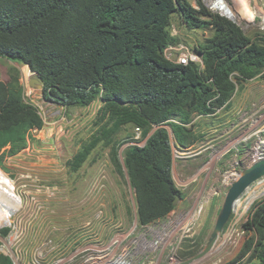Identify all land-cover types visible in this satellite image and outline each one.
Returning <instances> with one entry per match:
<instances>
[{"label":"rangeland","instance_id":"1","mask_svg":"<svg viewBox=\"0 0 264 264\" xmlns=\"http://www.w3.org/2000/svg\"><path fill=\"white\" fill-rule=\"evenodd\" d=\"M188 1L198 7V0ZM224 2L234 18L220 12L223 3L213 9V0H202L264 45V0ZM169 31L176 45L191 51L212 34L188 28L178 12ZM13 69L25 103L44 119L42 129L28 132L25 148L0 166V187L7 191L0 193V252L14 264H262L258 256L251 259L253 249L240 253L250 240L253 247L260 241L245 224L264 200L263 177L238 199L220 231L218 222L230 187L252 167L264 142V78L237 83L234 76L236 89L224 106L192 117L187 148L176 143L170 125H161L172 138L173 177L183 196L165 218L141 225L124 156L160 126L145 135L144 128L113 113L101 118L100 99L87 107L57 106L31 87L28 66L0 57V81L9 82ZM114 148L121 173L111 160ZM85 149L77 166L75 156Z\"/></svg>","mask_w":264,"mask_h":264},{"label":"trees","instance_id":"2","mask_svg":"<svg viewBox=\"0 0 264 264\" xmlns=\"http://www.w3.org/2000/svg\"><path fill=\"white\" fill-rule=\"evenodd\" d=\"M197 6L188 0H0V57L38 74L46 101L69 109L100 99L101 118L113 113L120 122L144 128L145 135L160 126L145 145L130 146L124 156L141 225L165 218L183 196L173 177L169 131L161 125H170L176 143L187 148L194 115L224 106L237 83L264 78V45L202 0ZM175 12L188 28L212 31L195 48L202 70L164 56L166 47L176 45L169 31ZM43 126L37 109L25 103L13 69L9 82L0 81V166L4 157L25 148L30 130ZM86 154V149L76 154L77 166ZM111 160L121 173L115 148ZM245 226L260 241L254 247L247 242L240 256L253 249L251 259L258 256L264 264V200ZM0 264L14 262L0 252Z\"/></svg>","mask_w":264,"mask_h":264},{"label":"water","instance_id":"3","mask_svg":"<svg viewBox=\"0 0 264 264\" xmlns=\"http://www.w3.org/2000/svg\"><path fill=\"white\" fill-rule=\"evenodd\" d=\"M31 87L43 89V82L38 74L32 72V76L30 78ZM172 141V138H171ZM264 176V160L258 161L252 165L250 169L245 171L243 175L235 180L232 186L229 189L227 194L224 208L222 210L219 222H218V230H222L227 221L229 220L233 210L235 202L240 198V196L259 178ZM180 197V196H177ZM176 197V198H177ZM175 198V200H176ZM174 200V201H175Z\"/></svg>","mask_w":264,"mask_h":264},{"label":"built area","instance_id":"4","mask_svg":"<svg viewBox=\"0 0 264 264\" xmlns=\"http://www.w3.org/2000/svg\"><path fill=\"white\" fill-rule=\"evenodd\" d=\"M210 6H211V8H213V6H215V5L210 4ZM219 11H220V9H219ZM164 56L173 62L183 64V65H188L191 62H193V63L197 64L201 70L204 69V62H203L201 55L198 54L195 51V49L193 51H191L190 49H188L184 45H180V44L179 45H169L164 50ZM260 144H261L260 147L257 149L255 155L253 156V162L254 163L261 161V160H264V142H261ZM263 178H264V176H263ZM4 180H5V182H9L8 181L9 178L4 177ZM248 189H250V187ZM242 195L240 196V198L242 197Z\"/></svg>","mask_w":264,"mask_h":264},{"label":"bare ground","instance_id":"5","mask_svg":"<svg viewBox=\"0 0 264 264\" xmlns=\"http://www.w3.org/2000/svg\"><path fill=\"white\" fill-rule=\"evenodd\" d=\"M219 4L223 3L224 4V7H223V10L221 11L223 14L227 15L230 17V18H234V13L230 10V8L228 9L227 6H226V2H224V0H216ZM215 0H213V3L215 6H217V2ZM222 7V6H221ZM254 163V162H253ZM239 177V176H238ZM229 179V178H228ZM1 180V178H0ZM8 189V188H7ZM10 192V191H9ZM253 192V191H252ZM0 193H3L4 195H6V190H3V188L0 187ZM10 194V193H9ZM8 195V194H7ZM249 196V195H248ZM218 203V202H217ZM243 204V203H242ZM239 206V201L237 200L235 202V205H234V208H237Z\"/></svg>","mask_w":264,"mask_h":264},{"label":"flooded vegetation","instance_id":"6","mask_svg":"<svg viewBox=\"0 0 264 264\" xmlns=\"http://www.w3.org/2000/svg\"><path fill=\"white\" fill-rule=\"evenodd\" d=\"M217 2V1H216ZM217 4H219L218 2H217Z\"/></svg>","mask_w":264,"mask_h":264}]
</instances>
